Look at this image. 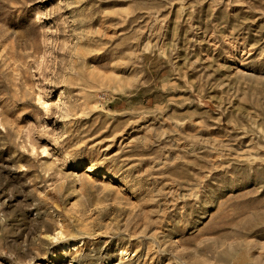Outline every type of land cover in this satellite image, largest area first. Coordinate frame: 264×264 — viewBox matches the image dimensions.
<instances>
[{"label": "rangeland", "instance_id": "rangeland-1", "mask_svg": "<svg viewBox=\"0 0 264 264\" xmlns=\"http://www.w3.org/2000/svg\"><path fill=\"white\" fill-rule=\"evenodd\" d=\"M0 264H264V0H0Z\"/></svg>", "mask_w": 264, "mask_h": 264}]
</instances>
